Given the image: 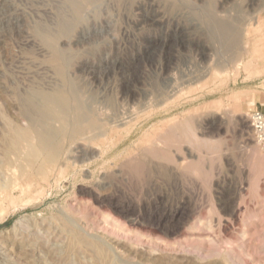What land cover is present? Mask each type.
I'll use <instances>...</instances> for the list:
<instances>
[{"label":"rangeland","instance_id":"1","mask_svg":"<svg viewBox=\"0 0 264 264\" xmlns=\"http://www.w3.org/2000/svg\"><path fill=\"white\" fill-rule=\"evenodd\" d=\"M82 8L74 31L60 35L76 19L65 0H0V180L28 159L5 144L10 124L27 126L22 98L64 85L43 36L71 56L69 78L114 138L89 160L76 152L90 143H67L46 180L0 196V264H264V145L249 122L264 114V41L244 48L264 34V0ZM212 14L247 42L226 49L213 37Z\"/></svg>","mask_w":264,"mask_h":264},{"label":"bare ground","instance_id":"2","mask_svg":"<svg viewBox=\"0 0 264 264\" xmlns=\"http://www.w3.org/2000/svg\"><path fill=\"white\" fill-rule=\"evenodd\" d=\"M93 2V0H65V2L67 3V5L69 6V10L73 13V15H75L76 19L74 21H71L72 18L70 19L69 22L67 23H63L62 26L59 29V34L60 35H69V32L74 31L75 26L78 24L79 22V14L81 13V9L82 8V3L86 2ZM115 1V0H114ZM118 1V0H117ZM131 1V0H130ZM263 1V0H262ZM170 4V3H169ZM168 4V5H169ZM172 4V3H171ZM88 5V4H87ZM143 5V4H142ZM155 5V4H154ZM167 5V4H166ZM172 6V5H171ZM156 9V8H155ZM83 11V10H82ZM159 11V9H158ZM157 12V9L156 11ZM71 13V14H72ZM149 13V12H148ZM74 17V16H73ZM225 17V16H224ZM223 17V18H224ZM227 17V16H226ZM159 18H162V16ZM222 17L219 18L218 16L216 17L215 15H210L209 17V25L210 28L213 32V37L215 36V38L217 39V41L219 40L220 44H223L224 47L226 49L229 50H234L240 47L241 42H243L242 40V35L240 34V32L236 29L238 28L236 25H233L232 23H227L229 22L226 21L224 22V19ZM150 19V18H149ZM164 19V17H163ZM235 20V22L237 21V19L233 18ZM151 20L153 22H159V20L162 19H158V17L156 16H152ZM233 20V21H234ZM250 20V19H249ZM261 21V20H260ZM65 22V20H64ZM163 22V21H162ZM62 23V22H61ZM235 24V23H234ZM175 25V24H174ZM178 25V24H177ZM176 25V26H177ZM158 26V25H157ZM181 26V25H180ZM236 26V27H235ZM239 26V24H238ZM179 27V26H178ZM241 29V28H240ZM239 29V30H240ZM261 31V29L259 30ZM179 31H172V35L173 34H178L179 35ZM264 33V32H263ZM261 34V32H260ZM72 35V34H71ZM258 36V35H257ZM260 36V35H259ZM264 34L260 37H258L257 40L254 39L253 43H251L250 41L246 43V45L244 46V48H246L247 50L253 46V44L255 45V42L257 44L258 40L264 41L263 37ZM182 37V36H181ZM44 40L47 41V43L51 46L52 52H53V57L51 60V65L55 68L57 74L60 76V78L62 79L64 85L63 86H59L60 89H57L55 91L52 92H45L42 90H38L35 87L30 90L25 96L24 98H22V106L24 109H22V118L24 121L27 122V126L22 128L17 126H13V124L9 125L7 128L8 129V133H7V147L6 149H8V151L6 152H10V153H18L21 152L23 149H25L24 151L26 152L27 155V160H23L25 161V164H20L18 166V172L16 173V171H13L14 169H11L8 171L7 175V179L5 178L4 180H7L6 184L3 183L4 180H2L3 182L0 183L2 184L0 186V196L1 197H6L9 193L10 189H13L17 186H21L20 181L25 182L27 184H31L32 180L31 178H38V179H44L46 180L48 178V174L49 172L57 165L61 164L59 163L60 159L65 156L68 155V153L71 151L70 149L67 148V143H69V145L73 142H77V141H82L84 143H90L91 145H89L88 147H86L85 149H83V145L80 143H77L79 145H82V150L76 152V153H80V155L82 157H86L88 160L89 158L94 159L95 156H97V151L100 150L97 148V146L101 147V149L103 150L102 147H106L108 144H110L111 142H113L114 138L113 136H111V133H107V132H100L101 130H103L107 125L110 126L109 122L104 123L98 118L97 114L94 112H89L88 108L86 107V104L84 103V101L81 98V90L79 89V86L76 84V82H74L73 80H71L67 74V69L70 66L71 63V56H69V54L66 53V51H61L60 49H57L55 47L52 46L53 40L50 39L49 37L43 36ZM54 38V37H53ZM178 38V37H177ZM244 38V37H243ZM256 38V37H255ZM78 39V38H77ZM168 39V38H167ZM172 39V38H171ZM57 40V39H56ZM162 40V39H161ZM183 41V39H180V41ZM166 40H164V44ZM178 42V41H177ZM176 42V43H177ZM260 43V41L258 42ZM162 44V45H164ZM181 44V43H180ZM179 44V45H180ZM178 45V44H177ZM243 46V45H242ZM259 46V45H257ZM264 46V45H263ZM165 47V46H164ZM243 48V47H242ZM259 48H262L259 46ZM256 47V49H259ZM244 49V50H246ZM147 50V49H146ZM255 50V49H254ZM251 51V50H250ZM261 51V50H260ZM257 52L260 54L261 52ZM248 52V51H247ZM255 52V51H253ZM205 53V52H204ZM245 54V52H243ZM249 53V52H248ZM256 53V54H258ZM145 54L141 55L140 57L137 58H133L131 61L136 63L137 61H141L144 60V56ZM254 55V54H252ZM139 56V55H138ZM259 56V55H258ZM258 56H256L258 59H260ZM264 55H262L263 57ZM211 58V57H209ZM251 59V58H249ZM258 63V62H257ZM99 64V63H98ZM119 64V63H118ZM253 64V62H252ZM38 65V64H37ZM121 64L119 65V69H121L122 67ZM251 66V65H250ZM105 67V66H104ZM124 67V66H123ZM252 67V66H251ZM241 68V67H240ZM249 68V67H248ZM208 69V68H207ZM99 71V70H98ZM124 71V70H123ZM211 71V69H210ZM209 71V72H210ZM259 71V70H258ZM257 71V72H258ZM214 73V72H213ZM201 74V73H200ZM257 74H260L259 72ZM97 75V74H96ZM205 76V75H204ZM203 76V77H204ZM208 76V75H207ZM261 77V76H260ZM210 78V77H209ZM99 81V80H98ZM171 82V81H169ZM12 84V83H11ZM241 93V92H239ZM238 93V94H239ZM237 94V95H238ZM239 100V99H238ZM222 101H220L219 103H221ZM218 104V102H217ZM213 105V104H212ZM214 106V105H213ZM220 108V107H219ZM221 110V108H220ZM117 111V110H116ZM15 112V111H14ZM190 113V112H189ZM229 114V113H228ZM15 115V114H14ZM106 115V113L104 114V116ZM109 114H107L106 116H108ZM246 115V114H245ZM150 116V115H149ZM248 116V115H247ZM109 117V116H108ZM245 118V116H244ZM247 118V117H246ZM173 119V118H172ZM170 119V120H172ZM107 120V118H106ZM110 120V119H109ZM242 120V119H241ZM165 121V120H164ZM167 121V120H166ZM244 121V120H243ZM242 121V123H243ZM18 122V121H17ZM116 122V121H115ZM121 123V121H119ZM221 122V121H220ZM161 123V122H160ZM247 123V120H246ZM115 124V123H114ZM187 124V123H186ZM22 125V124H21ZM113 125V124H112ZM120 125V124H119ZM121 126V125H120ZM185 126V125H183ZM134 127V126H132ZM186 127V126H185ZM5 128V127H4ZM136 128V127H135ZM114 131L117 128H112ZM163 129V128H162ZM6 130V129H5ZM134 130V129H133ZM144 130V129H143ZM151 130V128H150ZM191 130V129H190ZM166 131V129H165ZM7 132V131H6ZM125 132V131H124ZM139 132V131H138ZM148 132V131H147ZM120 135V134H119ZM175 135H177L175 133ZM174 135V136H175ZM170 136V135H168ZM117 137V136H116ZM115 137V138H116ZM128 137V136H126ZM4 136V139H6ZM173 137L170 136V138L167 139H172ZM195 138V135H194ZM3 139V138H2ZM3 139V140H4ZM112 139V141H110ZM136 139V138H135ZM140 140V139H139ZM165 138L162 140L164 141ZM1 141V140H0ZM169 141V140H167ZM5 142V140H4ZM149 142V141H146ZM151 143L153 141H150ZM172 143V142H171ZM159 144V143H158ZM165 143H163L164 145ZM166 144H169V142H166ZM162 145V146H163ZM6 146V145H5ZM110 146V145H109ZM108 146V147H109ZM159 146V145H158ZM166 146V145H165ZM164 146V148H165ZM171 146V145H169ZM175 146V145H174ZM173 146V147H174ZM2 147V145H1ZM75 147V145H74ZM107 148V147H106ZM130 148V147H129ZM155 148V147H154ZM153 148V149H154ZM159 148V147H158ZM172 148V147H170ZM78 149V148H75ZM168 149V148H167ZM152 150V147H151ZM150 148L149 151L147 150V154L150 153ZM155 150H158L157 147ZM165 150V149H162ZM172 150V149H170ZM74 151V148H73ZM72 151V152H73ZM104 151V150H103ZM111 151V150H109ZM161 151V150H160ZM169 151V150H168ZM5 152V153H6ZM154 152V150H153ZM157 152V151H156ZM154 152V153H156ZM162 152V151H161ZM110 153V152H109ZM108 153V154H109ZM114 153V152H113ZM159 153V152H158ZM166 153L163 151V153H161L162 155ZM169 153V152H168ZM167 153V154H168ZM102 154V153H101ZM107 154V155H108ZM151 154V153H150ZM167 154H164L167 156ZM8 155V153H7ZM6 155V156H7ZM15 155V154H14ZM20 155V154H19ZM24 155V154H23ZM78 155V154H77ZM76 155V156H77ZM79 155V156H80ZM103 155V154H102ZM101 155V156H102ZM106 155V153H105ZM158 156V154H156ZM164 155L162 157H164ZM16 156V155H15ZM22 156V153H21ZM25 156V155H24ZM73 156V155H72ZM80 156V157H81ZM119 156V155H118ZM149 156V154H148ZM152 156V155H151ZM156 156V157H157ZM160 156V155H159ZM79 157V158H80ZM10 158V154L9 157ZM117 158V157H116ZM115 158V159H116ZM144 158V157H143ZM153 158V157H152ZM158 158V157H157ZM161 158V157H160ZM21 159V158H20ZM25 159V157L23 158ZM67 159V157H66ZM76 159V158H75ZM103 159V158H102ZM146 159V158H144ZM148 159V157H147ZM162 159V158H161ZM164 159V158H163ZM179 159V158H178ZM77 160V159H76ZM126 160V159H125ZM17 161V160H16ZM15 161V162H16ZM22 161V160H21ZM75 161V160H74ZM82 162V161H81ZM98 162V161H96ZM7 164H9L8 162H6ZM78 163V162H77ZM86 163V162H85ZM12 164V163H10ZM76 164V163H75ZM14 165V163H13ZM79 165V164H78ZM7 166V165H6ZM10 166V165H9ZM62 166V165H61ZM80 166V165H79ZM118 166V165H117ZM15 167V166H14ZM7 168H9L7 166ZM6 168V171H7ZM80 169V168H79ZM175 170V169H174ZM2 171V170H1ZM1 173V172H0ZM1 175L3 176V173H1ZM0 175V176H1ZM100 176V175H99ZM105 176V175H104ZM5 177V176H4ZM3 178V177H2ZM106 179V178H105ZM51 185V184H50ZM100 189V188H99ZM92 190V189H91ZM111 190V189H110ZM50 191V190H49ZM43 192V191H42ZM92 192V191H91ZM50 194V193H49ZM106 194V193H105ZM13 195V194H12ZM112 196V195H111ZM91 198V197H90ZM38 199V198H37ZM71 205V204H70ZM115 207V206H114ZM127 207V206H126ZM135 207V206H133ZM4 208V206H3ZM124 208V207H122ZM121 208V209H122ZM130 208V207H129ZM137 208V207H136ZM119 209V210H121ZM125 209V208H124ZM123 209V210H124ZM134 209V208H133ZM125 211V210H124ZM238 211V210H237ZM131 212V211H130ZM133 212V211H132ZM131 212V213H132ZM162 212V211H161ZM168 212V211H167ZM170 212V211H169ZM236 212V211H235ZM123 213V212H122ZM128 213V212H127ZM130 213V214H131ZM134 213V212H133ZM241 213V211H240ZM2 214V211H1ZM99 215V214H98ZM236 215V214H235ZM239 215V214H237ZM160 216V215H159ZM173 217V215H172ZM237 217V216H236ZM257 217V216H256ZM160 218V217H158ZM69 219V218H68ZM172 219V218H171ZM170 220V219H169ZM136 221V220H135ZM161 221V220H160ZM159 221V222H160ZM158 222V223H159ZM261 222V221H260ZM74 223V222H73ZM157 223V224H158ZM131 224V223H130ZM154 224V223H153ZM161 224V223H160ZM175 224V222H174ZM102 225V224H101ZM165 225V224H164ZM163 225V226H164ZM153 226V225H152ZM159 226V225H158ZM166 226V225H165ZM115 228V227H114ZM161 228V227H160ZM165 229V228H164ZM163 229V230H164ZM111 230V229H110ZM162 230V229H161ZM112 232V231H111ZM83 236V235H81ZM80 239V238H79ZM85 239V238H84ZM81 240V239H80ZM90 244V243H88ZM94 244V243H93ZM89 246V245H88ZM96 246V245H94ZM101 246V245H100ZM161 246V245H160ZM44 247V246H43ZM102 247V246H101ZM179 247V246H178ZM79 248V247H78ZM98 249V248H97ZM106 249V248H105ZM160 249V248H159ZM103 250V249H102ZM51 253V252H50ZM94 253V252H93ZM51 255V254H50ZM102 255V254H101ZM105 255V254H104ZM47 256V255H46ZM99 261V260H98ZM108 263V262H107Z\"/></svg>","mask_w":264,"mask_h":264},{"label":"built area","instance_id":"3","mask_svg":"<svg viewBox=\"0 0 264 264\" xmlns=\"http://www.w3.org/2000/svg\"><path fill=\"white\" fill-rule=\"evenodd\" d=\"M249 122L258 143L264 145V114L260 111L251 113Z\"/></svg>","mask_w":264,"mask_h":264}]
</instances>
